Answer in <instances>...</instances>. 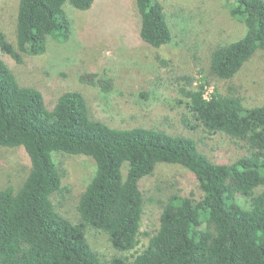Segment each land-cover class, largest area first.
Listing matches in <instances>:
<instances>
[{
	"label": "trees",
	"instance_id": "obj_1",
	"mask_svg": "<svg viewBox=\"0 0 264 264\" xmlns=\"http://www.w3.org/2000/svg\"><path fill=\"white\" fill-rule=\"evenodd\" d=\"M94 0H19L16 46L0 32V57L22 63V54L46 52L47 40L66 42L72 22L68 3L80 11ZM140 39L153 48L172 34L157 0H135ZM232 19L245 28L232 43L216 47L210 74L232 79L256 51L264 53V0H226ZM103 93L110 78L85 76ZM177 103L209 133L244 142L246 153L230 164H216L194 140L161 130L115 129L91 117L76 91L59 96L48 109L42 93L19 85L0 58V148L22 147L30 171L17 189H0V264H264V104L247 108L232 95L205 96V78L179 77ZM183 124L193 129L186 118ZM85 156L95 173L77 205L78 220L61 216L51 196L61 191L55 155ZM159 164L181 166L198 184L199 195L171 194L146 247L131 259H104L88 233L104 234L119 253L138 245L145 199L140 182ZM237 196L248 207H242Z\"/></svg>",
	"mask_w": 264,
	"mask_h": 264
},
{
	"label": "rangeland",
	"instance_id": "obj_2",
	"mask_svg": "<svg viewBox=\"0 0 264 264\" xmlns=\"http://www.w3.org/2000/svg\"><path fill=\"white\" fill-rule=\"evenodd\" d=\"M164 8L170 28V43L153 48L139 36L140 17L135 0H94L80 11L68 3L64 10L71 19L66 42L47 40L46 52L22 54V63L0 57L22 87L39 90L48 109L65 92L81 93L94 120L115 129L145 128L194 140L198 150L211 162L230 164L246 153L244 142L221 133H209L187 115L181 100L179 77H193L195 85L205 78V96L213 92L232 95L245 107L264 104V53L256 51L230 80L210 74L212 51L240 39L245 28L232 19L226 0H157ZM19 0H0V32L16 46V17ZM110 78L109 93L91 84L85 76ZM186 118L193 129L186 127ZM61 174V191L51 196L57 212L71 222L78 220L77 205L95 173L94 161L85 156L55 155ZM30 171L22 147L0 148V189L17 190ZM145 199L138 245L130 253H119L101 233L89 232L90 245L104 259L127 257L141 252L148 235L158 225L162 204L171 194L199 195L192 174L181 166L159 164L153 174L140 182ZM238 203L248 207L237 196Z\"/></svg>",
	"mask_w": 264,
	"mask_h": 264
}]
</instances>
